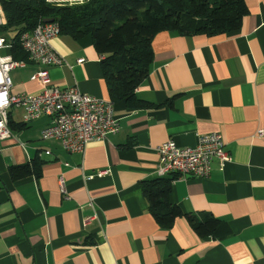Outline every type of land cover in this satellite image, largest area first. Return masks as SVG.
Instances as JSON below:
<instances>
[{
  "label": "crops",
  "instance_id": "obj_1",
  "mask_svg": "<svg viewBox=\"0 0 264 264\" xmlns=\"http://www.w3.org/2000/svg\"><path fill=\"white\" fill-rule=\"evenodd\" d=\"M244 2L248 13L237 31L157 33L149 74L129 100H111L90 36L52 39L66 64L47 68L49 85L112 101L119 129L69 153L41 138L51 117L25 123L22 108L8 111L12 137L0 141V264H264V0ZM1 19L0 26L2 10ZM14 34L0 31L10 45L1 56L13 58ZM16 60L23 64L9 72L12 94H39L44 84L32 76L42 66ZM213 132L231 161H213L207 178L173 179L169 202L200 221H223L229 234L200 237L184 216L159 224L141 184L174 175L159 176L156 147L168 140L194 147ZM33 162L39 174L10 177L11 166Z\"/></svg>",
  "mask_w": 264,
  "mask_h": 264
},
{
  "label": "trees",
  "instance_id": "obj_2",
  "mask_svg": "<svg viewBox=\"0 0 264 264\" xmlns=\"http://www.w3.org/2000/svg\"><path fill=\"white\" fill-rule=\"evenodd\" d=\"M5 24L0 31H14L11 53L14 60L27 59L19 37L31 32L40 21L52 19L60 34L74 39L92 38L101 56V67L111 100L128 98L148 74L153 60L151 42L161 31L183 35L214 36L237 31L248 9L244 0H87L54 5L46 0H0ZM40 164L11 166L10 177L20 180L39 174ZM173 177H159L141 184L154 219L170 226L186 217L200 236L223 238L227 225L211 215L200 220L184 214L169 202Z\"/></svg>",
  "mask_w": 264,
  "mask_h": 264
},
{
  "label": "built area",
  "instance_id": "obj_3",
  "mask_svg": "<svg viewBox=\"0 0 264 264\" xmlns=\"http://www.w3.org/2000/svg\"><path fill=\"white\" fill-rule=\"evenodd\" d=\"M68 1L56 3L74 4ZM84 1L87 0H78L76 3ZM59 34L56 22L40 21L33 31L19 37V44L27 54V59L42 66L32 76V79H39L44 84L43 90L37 95L12 94L9 72L23 62L0 55V141L12 137L7 126L8 111L12 108L24 110L25 123L43 115L51 117V124L41 131V138L60 142L69 153H83L89 142L105 140L109 134L118 131L119 121L114 115L112 101L84 94L77 87L58 88L49 85L47 68L66 64L65 59L51 45L52 39ZM8 46L5 39L0 38V50ZM77 62L80 64L84 59H78ZM156 153L159 176L175 175L176 178L187 175L207 178L213 161L221 165L231 161L225 150L224 139L217 132L200 135L194 147H181L173 140H168L156 147ZM59 186L61 192L65 193L62 178H59ZM91 219H85L83 226L86 227Z\"/></svg>",
  "mask_w": 264,
  "mask_h": 264
},
{
  "label": "water",
  "instance_id": "obj_4",
  "mask_svg": "<svg viewBox=\"0 0 264 264\" xmlns=\"http://www.w3.org/2000/svg\"><path fill=\"white\" fill-rule=\"evenodd\" d=\"M45 23H50V22H54L52 19H45L44 20Z\"/></svg>",
  "mask_w": 264,
  "mask_h": 264
},
{
  "label": "rangeland",
  "instance_id": "obj_5",
  "mask_svg": "<svg viewBox=\"0 0 264 264\" xmlns=\"http://www.w3.org/2000/svg\"><path fill=\"white\" fill-rule=\"evenodd\" d=\"M60 1H64V0H60ZM68 2L76 3V2H78V0H69Z\"/></svg>",
  "mask_w": 264,
  "mask_h": 264
}]
</instances>
